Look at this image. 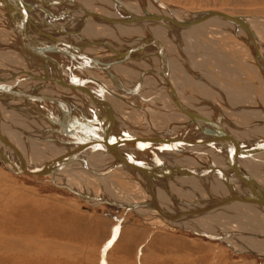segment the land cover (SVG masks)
I'll list each match as a JSON object with an SVG mask.
<instances>
[{"label": "bare ground", "instance_id": "obj_1", "mask_svg": "<svg viewBox=\"0 0 264 264\" xmlns=\"http://www.w3.org/2000/svg\"><path fill=\"white\" fill-rule=\"evenodd\" d=\"M213 10L248 28L217 16L186 25ZM227 35L235 48L221 46ZM0 87L6 169H22L18 151L29 170L53 164L47 176L87 201L148 202L131 210L264 257V14L165 0H0ZM33 101L59 118L35 112L26 122L20 110ZM92 181L107 195L90 199ZM2 197L0 262L26 264L39 218Z\"/></svg>", "mask_w": 264, "mask_h": 264}, {"label": "rangeland", "instance_id": "obj_2", "mask_svg": "<svg viewBox=\"0 0 264 264\" xmlns=\"http://www.w3.org/2000/svg\"><path fill=\"white\" fill-rule=\"evenodd\" d=\"M165 1L189 10L220 9L241 14H264V0ZM219 39L220 44L223 45L228 42L233 43L231 46L230 43L221 46L235 48L231 36H222ZM33 102L29 103L33 112L28 109L20 110L28 111L21 113H24L23 120L26 122L32 121L34 115L37 117L36 114L38 113L39 116L42 112L59 118L50 104L47 105L49 107H44L45 111H43L42 107ZM38 118L45 122L44 118ZM42 122H38V128L42 126ZM47 125L49 130L43 126L40 132L45 133V130L51 131L57 128V126L52 128L48 123ZM30 138L28 139L32 147V142H35L37 137L34 134V137ZM2 165L0 161V197L3 196L1 199L7 198L11 203L13 202L12 205L24 206L30 210L31 216L35 214L39 218L36 229L34 226L30 227L29 237L25 238L31 248L26 264H117L120 260L123 263L133 264L134 258L136 264H177L184 257L192 259V264H264V257L234 251L228 244L203 234L172 228L171 224L153 217L149 211L148 213L129 211L106 201L94 204L51 176L14 173L13 168L6 169ZM112 179L115 180L114 177ZM116 179L127 194L135 193L132 182L119 177ZM95 182H90L85 188L86 190L90 188L94 194L89 197L92 200L97 199V192L98 195H107L104 194V187H98ZM135 185L140 186L138 183ZM74 189L79 191L75 185ZM140 192L144 194V189ZM106 193H108L107 197L117 196L112 191ZM32 220L31 225L35 223V218L32 217ZM156 223L161 225L157 226ZM255 223V220H252L251 225ZM247 224L249 225L250 222ZM121 234L123 238L116 248L115 245ZM182 246L189 247L190 251H185ZM6 262L14 264L12 261V263L4 261L0 264Z\"/></svg>", "mask_w": 264, "mask_h": 264}, {"label": "water", "instance_id": "obj_3", "mask_svg": "<svg viewBox=\"0 0 264 264\" xmlns=\"http://www.w3.org/2000/svg\"><path fill=\"white\" fill-rule=\"evenodd\" d=\"M205 15L206 16H204L200 20H198V21L196 20V21H193V22H190V23H186V25L194 24V23H197L199 21L206 20L207 18H210V17H213V16H217V17L228 19L230 21L235 22L238 25H241V26H243L245 28H248V26L246 25L244 20L241 17H239V16H233V15H229L227 13H224L222 11H215V10L207 11L205 13ZM0 89L5 91V89H7V88L0 87ZM8 144L11 145L16 150V147L13 145V143L8 141ZM0 153L2 154V158L3 159H5L8 163H10V164H12L14 166V163L12 162V160L10 158H8L7 155L5 156L4 153L1 150H0ZM17 154H18V160H19V163H20L19 167L22 168V169L12 170V172H14V173H28V174H31V175H49L52 172V168H50V167H52L53 164L51 166H49V167H43V168H40L39 170H36V171L29 170V168L26 165V159L24 158V156H22V154H20L18 151H17ZM55 161H56V159L54 161H52L51 163H54ZM255 192H256V190L254 189L250 193L255 194ZM76 194H78L80 196L79 193H76ZM109 204L115 205V206H119L121 208H126L128 210H131L133 208H137L139 206H150L151 205V203H148V202L132 203V204H127V205H122V204H119V203H111L110 202ZM203 235H205V236H207L209 238H215V237H211V236L206 235V234H203Z\"/></svg>", "mask_w": 264, "mask_h": 264}, {"label": "crops", "instance_id": "obj_4", "mask_svg": "<svg viewBox=\"0 0 264 264\" xmlns=\"http://www.w3.org/2000/svg\"><path fill=\"white\" fill-rule=\"evenodd\" d=\"M125 230V229H124ZM124 233V231L122 232V234ZM121 234V236H120V239H119V241L116 243V245H115V247L117 248V246L119 245V242L122 240V238H123V235ZM117 264H128V262H124L123 263V261H121L120 260V262H118ZM133 264H136L135 263V258L133 259Z\"/></svg>", "mask_w": 264, "mask_h": 264}]
</instances>
